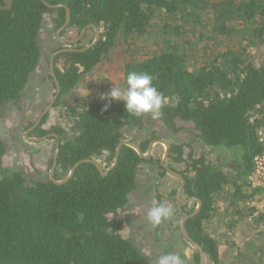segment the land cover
Instances as JSON below:
<instances>
[{
	"label": "trees",
	"instance_id": "obj_1",
	"mask_svg": "<svg viewBox=\"0 0 264 264\" xmlns=\"http://www.w3.org/2000/svg\"><path fill=\"white\" fill-rule=\"evenodd\" d=\"M44 1L70 11L61 37L72 33L75 39L90 25L100 31L99 41L87 51L54 59L61 91L52 109L64 113L65 126L44 130L47 113L30 132L36 138L58 136L54 179H65L75 163L86 159L97 160L106 171L116 147L126 141L123 131L150 117H134L123 102L102 100L108 92L87 104L70 103L84 74L103 60H117L123 89L130 71L154 77V86L168 97L160 121L171 132L178 131L177 122L191 123L204 146L234 154L231 172L204 157H190L185 170L176 172L185 181V200L201 202L199 213L185 224L189 238L210 264H264V241L252 257L234 251L231 240L243 222L264 221V215L253 217L255 209L248 205L262 191L247 184L252 159L261 150L256 134L264 129V0ZM46 14L52 15L56 32L65 21L64 8L48 9L40 0H0V108L20 100L40 63L39 37ZM143 42H153L155 49L137 53ZM201 43L225 48H215L198 61L192 44ZM80 44L74 45L76 50L85 46ZM148 144H138L143 154ZM4 157L0 141V264H152L123 237V222L116 219L151 160L123 146L105 177L94 165L82 164L67 183L56 185L50 179L27 183L20 172L4 165ZM168 162L173 172L172 164L184 162L182 145L170 147ZM156 166L160 177L167 175ZM176 207L183 216L194 211L179 203ZM216 219L229 226L222 245L208 230ZM260 235L264 239V231ZM191 264H199L197 251Z\"/></svg>",
	"mask_w": 264,
	"mask_h": 264
},
{
	"label": "rangeland",
	"instance_id": "obj_2",
	"mask_svg": "<svg viewBox=\"0 0 264 264\" xmlns=\"http://www.w3.org/2000/svg\"><path fill=\"white\" fill-rule=\"evenodd\" d=\"M72 33H66L63 38L71 39ZM95 38V31L90 30L87 36L80 41V45H86ZM192 41H195L193 39ZM153 42H143L137 53H149L155 49ZM53 30L52 15L46 14L39 37L41 50L40 63L30 77L21 98L17 102H10L0 108V141L5 146L4 165L14 171L20 172L27 183L46 181L49 179L50 164L54 156L56 141L48 139L43 142H31L27 140L30 133L25 136L29 125L34 123L40 112L47 106L55 94L53 82L48 78L49 59L53 51L61 46ZM63 45V44H62ZM61 47H64L61 46ZM223 51L225 45L201 43L198 46L192 44V49L197 52L198 61H202L214 49ZM194 62V61H192ZM199 63V62H197ZM197 63L195 65H197ZM121 63L117 60H103L91 72L84 74L75 90L71 94V104H87L96 96L109 92L114 86L122 88V74L119 70ZM64 101H68L65 98ZM58 109H51L43 124V129L48 130L56 125L65 126L67 117ZM177 132H171L160 120L151 117L144 118L139 127L126 129L123 135L126 141L136 144L162 140L172 145L183 146L182 163L172 164L176 172L185 170V163L190 157L197 159L204 157L212 164H218L223 169L232 171L234 154L227 150H213L204 146L191 123L177 122ZM166 147L157 144L153 147L151 156L152 166L144 169L137 176L136 189L129 196L128 204L118 212L116 219L123 222L122 235L130 241L152 264H156L157 258L167 253H183L189 246L184 243L180 236V221L184 217L176 207L178 203L175 194L179 188V181L166 175L160 177L156 164L160 165L164 157ZM169 162L167 160L166 166ZM171 170V169H170ZM248 184V183H247ZM249 185V184H248ZM251 188V187H250ZM252 189V188H251ZM159 196V198H158ZM181 201H186L181 196ZM157 203H163L174 209V215L165 220L159 226L154 227L147 219V213ZM249 206L255 209L253 217L264 215V192L254 195ZM196 203L186 205L187 209L196 208ZM225 208L221 209L224 212ZM226 223V222H225ZM222 219L209 222V233L219 241L220 245L228 238L227 229ZM264 231V221L255 223L248 220L238 225L231 235L235 249L242 250L248 256L254 255L264 241L260 235ZM222 252L224 248H222ZM194 250H190L191 256ZM191 264V258L187 261ZM206 264H210L207 262Z\"/></svg>",
	"mask_w": 264,
	"mask_h": 264
},
{
	"label": "water",
	"instance_id": "obj_3",
	"mask_svg": "<svg viewBox=\"0 0 264 264\" xmlns=\"http://www.w3.org/2000/svg\"><path fill=\"white\" fill-rule=\"evenodd\" d=\"M43 5L45 7H47L48 9H59V8H64L65 9V21L63 23V25L56 31V38L61 42L63 43L64 45L68 46L69 48H63V49H59L55 52H53L51 54V57L49 59V75L50 77L52 78V81H53V84H54V87H55V94L53 96V98L51 99V101L47 104V106L40 112V114L38 115L37 119L34 121V123L32 124L31 127H29L26 132H25V136H27L31 131L35 130L41 123L42 119L45 117V115L53 108L55 102H56V99L57 97L60 95V86H59V83H58V80L56 79V76H55V73H54V59L56 56L60 55V54H64V53H69V52H77V53H82L84 51H87L88 49H90L92 46H94L100 39V31L93 25H90V26H86L85 28H83V30L81 31L80 35L75 38V39H64L62 37H60V34L61 32H63L69 22H70V11L69 9L66 7V6H62V5H58V6H52L50 4H48L47 2H45L44 0H40ZM89 28H92L94 31H95V39L94 41L83 47L82 49H79V50H74V49H71L72 46L78 44L82 38L84 37L86 31L89 29ZM27 140L31 141V142H43V141H46L50 138H55L56 139V145H55V151H54V156H53V162H52V165H51V168H50V172H49V179L56 185H63L65 183H67L74 175L75 171L77 170V168L82 165V164H92L94 165L97 170L99 171L100 175L102 177H105L109 171H111L114 166L117 164L118 162V157H119V154H120V150L123 146H127L131 149H133L141 159H149L150 156H151V153H152V150H153V147L157 144H160V145H164L166 147V150H165V153H164V157L163 159L161 160L160 162V166L165 169L166 171V174L176 180L179 181V188L177 189L176 191V194H175V199L176 201L181 205V206H186V205H189L191 203H196V208L195 210L184 216L181 221H180V232H181V235H182V238L186 241L187 245L189 246V250H194V251H197L198 254H199V264H206V258H205V255L202 251V249L196 244L194 243L188 236L187 232H186V228H185V224L186 222L195 217L199 211H200V208H201V202L197 199V198H189L187 199L186 201H181V196H182V191H183V188H184V185H185V181H184V178L179 175L178 173H175L173 172L172 170H170L165 164L168 160V155H169V149H170V145L165 142V141H162V140H155V141H151L148 146H147V151H146V154H143L139 145L134 143V142H131V141H122L118 144V146L116 147V150H115V154H114V157H113V161L112 163L110 164V166L108 167V169L106 171H104V168L102 166V164L100 162H98L97 160H94V159H86V160H82V161H79L77 163H75L72 168L70 169L69 171V174L67 175V177L61 181H56L54 179V172H55V167L57 165V150H58V146H59V143H58V136L55 135V134H49V135H46L44 137H41V138H28L26 137Z\"/></svg>",
	"mask_w": 264,
	"mask_h": 264
},
{
	"label": "clouds",
	"instance_id": "obj_4",
	"mask_svg": "<svg viewBox=\"0 0 264 264\" xmlns=\"http://www.w3.org/2000/svg\"><path fill=\"white\" fill-rule=\"evenodd\" d=\"M154 77L148 73L130 71L126 75V87L121 90L113 87L110 91L101 96V99L108 101L123 102L126 113L140 118L149 115L153 120L162 119V109L168 103V97L158 91L153 84ZM105 104L104 110H107ZM174 215V209L163 203H157L147 213L148 221L154 226H159L165 220ZM191 258L188 248L183 253H167L157 258L156 264H187Z\"/></svg>",
	"mask_w": 264,
	"mask_h": 264
},
{
	"label": "built area",
	"instance_id": "obj_5",
	"mask_svg": "<svg viewBox=\"0 0 264 264\" xmlns=\"http://www.w3.org/2000/svg\"><path fill=\"white\" fill-rule=\"evenodd\" d=\"M260 153L252 159V172L247 178V183L252 189L264 192V129H260L256 134Z\"/></svg>",
	"mask_w": 264,
	"mask_h": 264
},
{
	"label": "flooded vegetation",
	"instance_id": "obj_6",
	"mask_svg": "<svg viewBox=\"0 0 264 264\" xmlns=\"http://www.w3.org/2000/svg\"><path fill=\"white\" fill-rule=\"evenodd\" d=\"M90 30H93V29H92V28H89V29L86 31L85 35H86ZM93 31H94V30H93ZM61 33H62V32H61ZM60 35H61V34H60ZM85 35H84V37H85ZM60 37H61V36H60ZM84 37H83V38H84ZM62 38H63V37H62ZM83 38H82V39H83ZM94 39H95V38H94ZM93 41H94V40H93ZM93 41H91L90 43L86 44L85 46L91 44ZM62 44H63V43H62ZM63 45H64V44H63ZM64 46H65L64 48H69V47L66 46V45H64ZM85 46H84V47H85ZM71 49L76 50L74 46H72ZM78 50H79V49H78ZM72 53H73V52H72ZM76 53H77V52H76ZM81 70H82V68H81ZM206 263H207V260H206Z\"/></svg>",
	"mask_w": 264,
	"mask_h": 264
}]
</instances>
